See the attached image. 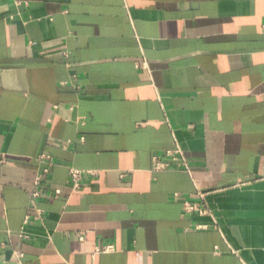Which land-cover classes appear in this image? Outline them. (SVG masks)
I'll return each mask as SVG.
<instances>
[{"label":"crops","instance_id":"0c3cea01","mask_svg":"<svg viewBox=\"0 0 264 264\" xmlns=\"http://www.w3.org/2000/svg\"><path fill=\"white\" fill-rule=\"evenodd\" d=\"M0 264H264V0H0Z\"/></svg>","mask_w":264,"mask_h":264},{"label":"built area","instance_id":"2783aa9c","mask_svg":"<svg viewBox=\"0 0 264 264\" xmlns=\"http://www.w3.org/2000/svg\"><path fill=\"white\" fill-rule=\"evenodd\" d=\"M166 157L162 156H155L154 158V169L157 171L165 170L171 166V163L169 161H180V163H183L185 166H187L185 157L182 153L181 150H176V151H168L165 154ZM166 159V160H165ZM82 178V173L78 170H72V184L74 186V189H79L81 186L80 180ZM37 181H40V178L37 179ZM186 210L188 212H193V211H200L201 213H206L205 211H201L197 206H192L188 205L186 207Z\"/></svg>","mask_w":264,"mask_h":264}]
</instances>
